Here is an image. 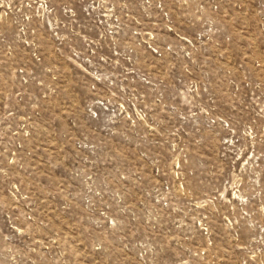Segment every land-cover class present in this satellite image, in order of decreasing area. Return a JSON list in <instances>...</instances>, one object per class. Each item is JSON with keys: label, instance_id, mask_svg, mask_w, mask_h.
<instances>
[{"label": "rangeland", "instance_id": "obj_1", "mask_svg": "<svg viewBox=\"0 0 264 264\" xmlns=\"http://www.w3.org/2000/svg\"><path fill=\"white\" fill-rule=\"evenodd\" d=\"M0 264H264V0H0Z\"/></svg>", "mask_w": 264, "mask_h": 264}]
</instances>
